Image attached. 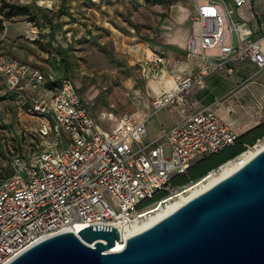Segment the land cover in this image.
Returning a JSON list of instances; mask_svg holds the SVG:
<instances>
[{"label": "built area", "instance_id": "built-area-1", "mask_svg": "<svg viewBox=\"0 0 264 264\" xmlns=\"http://www.w3.org/2000/svg\"><path fill=\"white\" fill-rule=\"evenodd\" d=\"M248 1L192 0L186 50L198 56L202 65L197 72L176 78L171 89L155 97V110L171 102L180 104L187 90L202 86L213 73H233L234 63L249 61L264 68L261 39L252 38L235 18L237 9ZM165 61L154 50L147 56L151 68L161 74ZM0 79L8 93L21 97L24 112L36 118L41 137L32 155L12 157L13 173L0 180V264L45 237L69 230L77 233L91 224L115 226L121 241V224L142 220L150 214L148 209L165 206L171 194L217 175L222 164L196 181L170 185L174 175L232 144L238 135L210 107L164 128L157 140H145L147 117L132 113L115 117L114 128L107 132L69 77L57 78L4 54L0 56Z\"/></svg>", "mask_w": 264, "mask_h": 264}, {"label": "rangeland", "instance_id": "rangeland-1", "mask_svg": "<svg viewBox=\"0 0 264 264\" xmlns=\"http://www.w3.org/2000/svg\"><path fill=\"white\" fill-rule=\"evenodd\" d=\"M2 2L26 7L35 16L33 20L17 16L4 21L0 56L9 54L57 78H71L107 132L122 113L139 117L149 106L152 119H158L165 113L191 108L184 97L180 104L153 108L148 83L161 73L147 62V45L162 44L160 30L163 21L170 18L171 6L192 0H0V16ZM187 55V50L166 55L165 68L177 60H187ZM185 73L182 70L176 78ZM22 101L15 92L8 93L0 79V180L13 173L12 157L17 152L32 155L38 147L37 138L41 139L36 118L24 112ZM260 107L253 103L250 113L258 115ZM165 154L169 155L168 147Z\"/></svg>", "mask_w": 264, "mask_h": 264}, {"label": "water", "instance_id": "water-1", "mask_svg": "<svg viewBox=\"0 0 264 264\" xmlns=\"http://www.w3.org/2000/svg\"><path fill=\"white\" fill-rule=\"evenodd\" d=\"M120 238L113 225L91 224L7 264H264V148L113 251Z\"/></svg>", "mask_w": 264, "mask_h": 264}, {"label": "crops", "instance_id": "crops-1", "mask_svg": "<svg viewBox=\"0 0 264 264\" xmlns=\"http://www.w3.org/2000/svg\"><path fill=\"white\" fill-rule=\"evenodd\" d=\"M170 8V18L167 22L163 21L162 30H160L162 44H155L152 48L149 44L147 45L150 52L154 50L164 55L165 66L167 63L166 55L186 50L192 28L191 19L193 18V3H174ZM235 18L241 21L252 38L261 39L264 47V0H249L237 9ZM187 54V60H177L178 62L169 69L165 68L166 73L161 75L164 78L173 76L176 78L182 70L186 71L185 74L197 72L202 65L199 57L188 52ZM233 66V73L228 74L225 70L213 73L205 78L202 86H193L187 90L183 97L187 105L188 103L191 104L190 109H186V107L177 110L175 113L171 111L158 119H152V111L149 110L148 106L146 113L139 116L147 117L145 140L156 139L164 128L170 127L203 107H210L216 111L234 127L237 134L264 122V68H260L249 61L234 63ZM167 88L168 83L166 82L159 85L158 89H153L149 85L148 92L151 98H155ZM219 99L222 102H217ZM253 103H258L261 106L258 115L250 113ZM230 107L232 109H228Z\"/></svg>", "mask_w": 264, "mask_h": 264}, {"label": "bare ground", "instance_id": "bare-ground-1", "mask_svg": "<svg viewBox=\"0 0 264 264\" xmlns=\"http://www.w3.org/2000/svg\"><path fill=\"white\" fill-rule=\"evenodd\" d=\"M148 54L151 55L150 50L148 51ZM162 75L159 78H155V77L150 78L149 85L153 89H158L159 85H162V83L164 82L168 83L167 89H171L175 85L176 83L175 76L164 78V76ZM262 148H264V140H259L253 146L248 147L247 149L237 154L235 157L223 162L220 168L221 170L217 175L208 176L207 178H204L203 180L198 181L193 185H189L185 187L184 190L177 191L171 194L169 197L165 199V203H166L165 206L162 204H158L156 207L153 206L152 208L148 209V211H150V214H146L145 218H143L142 220H139L133 223L132 225L121 224L119 226V229L122 234V240L117 241L113 246L112 250L113 251L122 250L125 246V240L127 237L149 227L150 225H152L162 217L174 211L177 207H179L181 204H183L193 196L201 193L202 191L210 187L212 184H214L224 176L232 173Z\"/></svg>", "mask_w": 264, "mask_h": 264}, {"label": "trees", "instance_id": "trees-1", "mask_svg": "<svg viewBox=\"0 0 264 264\" xmlns=\"http://www.w3.org/2000/svg\"><path fill=\"white\" fill-rule=\"evenodd\" d=\"M1 4V16H0V33L4 30V21L17 16H27L28 20H33L35 15H30L26 7L18 5H5ZM39 134V133H38ZM264 137V122L246 130L245 132L238 134L234 142L221 150L206 155L193 164H191L187 171L182 174H176L170 181L171 186H182L191 181H196L204 176L209 170L216 168L228 159L235 157L241 151L245 150L248 146H252L256 140ZM39 138V137H38ZM37 138V146L40 144L41 139ZM38 149V148H37ZM23 156L25 154L17 152ZM34 153V151L32 152ZM26 156H29L27 154ZM25 156V157H26ZM162 193L154 195L153 198H158Z\"/></svg>", "mask_w": 264, "mask_h": 264}]
</instances>
